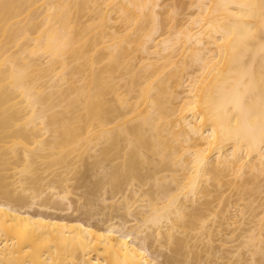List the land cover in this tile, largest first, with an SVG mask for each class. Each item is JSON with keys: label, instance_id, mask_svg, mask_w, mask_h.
<instances>
[{"label": "bare ground", "instance_id": "bare-ground-1", "mask_svg": "<svg viewBox=\"0 0 264 264\" xmlns=\"http://www.w3.org/2000/svg\"><path fill=\"white\" fill-rule=\"evenodd\" d=\"M0 264H264V0H0Z\"/></svg>", "mask_w": 264, "mask_h": 264}]
</instances>
